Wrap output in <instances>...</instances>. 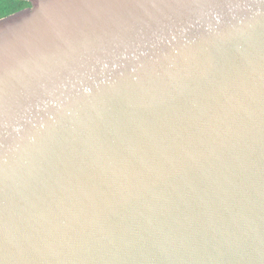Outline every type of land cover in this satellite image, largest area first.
I'll return each mask as SVG.
<instances>
[{
    "label": "water",
    "instance_id": "obj_1",
    "mask_svg": "<svg viewBox=\"0 0 264 264\" xmlns=\"http://www.w3.org/2000/svg\"><path fill=\"white\" fill-rule=\"evenodd\" d=\"M26 1L0 264H264V0Z\"/></svg>",
    "mask_w": 264,
    "mask_h": 264
},
{
    "label": "trees",
    "instance_id": "obj_2",
    "mask_svg": "<svg viewBox=\"0 0 264 264\" xmlns=\"http://www.w3.org/2000/svg\"><path fill=\"white\" fill-rule=\"evenodd\" d=\"M31 7L26 0H0V20Z\"/></svg>",
    "mask_w": 264,
    "mask_h": 264
}]
</instances>
